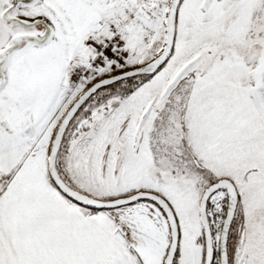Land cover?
Returning a JSON list of instances; mask_svg holds the SVG:
<instances>
[{
	"label": "snow or ice",
	"instance_id": "snow-or-ice-1",
	"mask_svg": "<svg viewBox=\"0 0 264 264\" xmlns=\"http://www.w3.org/2000/svg\"><path fill=\"white\" fill-rule=\"evenodd\" d=\"M0 264H264V0H0Z\"/></svg>",
	"mask_w": 264,
	"mask_h": 264
}]
</instances>
